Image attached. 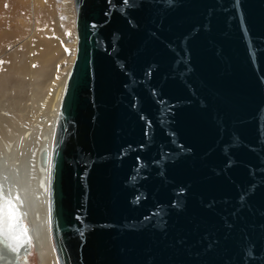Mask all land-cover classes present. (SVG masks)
Masks as SVG:
<instances>
[{"label":"water","instance_id":"1","mask_svg":"<svg viewBox=\"0 0 264 264\" xmlns=\"http://www.w3.org/2000/svg\"><path fill=\"white\" fill-rule=\"evenodd\" d=\"M74 5L49 159L59 264H264V0Z\"/></svg>","mask_w":264,"mask_h":264},{"label":"bare ground","instance_id":"2","mask_svg":"<svg viewBox=\"0 0 264 264\" xmlns=\"http://www.w3.org/2000/svg\"><path fill=\"white\" fill-rule=\"evenodd\" d=\"M73 7H75L74 0ZM75 13L74 9V17ZM74 32L73 42L70 43L73 51L69 57V65L65 67L66 76L62 79L63 70L57 71L54 81L48 84L49 91H45L44 86L37 84L42 74L38 69L45 70L50 65L44 63L49 54L46 42H40L36 33H32L10 47L4 44L7 39L0 36V132L2 133L0 135V203L13 199L20 219L29 229L28 237L31 238V244L18 243L12 237L19 233V227L17 226L14 233H10L6 223L0 225V238L7 241L8 247L14 250L15 256H8L0 244V264L24 263L33 249L38 256V264H59L49 222V159L60 101L75 55V22ZM7 34L11 35V33ZM37 35L42 36L41 33ZM36 87L39 91L37 94L41 97L35 100ZM27 100L31 101V106L28 105ZM31 109L46 113L47 116L44 118L47 119V126L45 125L46 128L44 127L42 134L39 135L33 154L27 156L29 161L27 159L26 161L23 158L25 155L18 156V150L23 147L22 144L27 139L31 138L33 131L35 132L33 129L41 124L37 118L38 124L28 126L23 131L21 127L19 128L21 121L26 119ZM17 196H19L18 200L15 199ZM22 245L26 247L25 250L20 249Z\"/></svg>","mask_w":264,"mask_h":264},{"label":"rangeland","instance_id":"3","mask_svg":"<svg viewBox=\"0 0 264 264\" xmlns=\"http://www.w3.org/2000/svg\"><path fill=\"white\" fill-rule=\"evenodd\" d=\"M74 9L73 0H0V36L2 35L7 39L4 44L11 47L32 33H36V36L40 38V42H46L49 54L44 63L51 66L49 65L50 67L48 66V69L45 68V70L38 69L42 74L37 82V84L44 86L45 91H49L50 86L48 84L54 81L57 71L63 70L62 79L66 76L65 67L69 65V57L73 51L70 43L73 42L75 36ZM7 33H11V35ZM37 33H41L42 36L37 35ZM50 58L53 60L49 61ZM44 83H47V85H44ZM36 86L38 87V85ZM37 87L35 100L41 97L37 94L39 92ZM27 102L28 105H32L31 101L27 100ZM46 116V113L42 110L32 111L31 109L26 115V119L21 121L19 128L21 127L22 131L28 126L38 124L37 118L41 123L33 129L35 132L33 131L32 136H34H31L29 140L27 139L22 144L23 147L18 150L19 157L25 155L24 160H28V157L33 154L37 139L46 128L45 125L47 126ZM0 135H2L1 132ZM29 164L31 165V163ZM38 263V256L33 249L30 256L26 257V261L21 264Z\"/></svg>","mask_w":264,"mask_h":264},{"label":"snow or ice","instance_id":"4","mask_svg":"<svg viewBox=\"0 0 264 264\" xmlns=\"http://www.w3.org/2000/svg\"><path fill=\"white\" fill-rule=\"evenodd\" d=\"M15 199H19V196L15 197ZM7 225V229L10 233H14L17 226L20 231L18 234L13 235V239L18 243L25 242L27 244H31V238L28 237V227L23 224L20 219V214L17 209V206L13 202V199H7L4 202L0 203V225ZM3 243L4 247L7 248V241H0Z\"/></svg>","mask_w":264,"mask_h":264}]
</instances>
